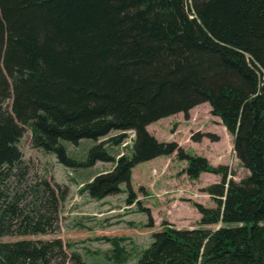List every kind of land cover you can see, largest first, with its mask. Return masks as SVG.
I'll use <instances>...</instances> for the list:
<instances>
[{"label": "trees", "instance_id": "1", "mask_svg": "<svg viewBox=\"0 0 264 264\" xmlns=\"http://www.w3.org/2000/svg\"><path fill=\"white\" fill-rule=\"evenodd\" d=\"M205 102L249 170L240 181L227 165L147 129L180 112L188 118ZM27 126L32 147L68 167L113 162L83 190L99 200L125 183L128 204L148 214L131 186L137 164L176 153L191 179L221 175L204 188L217 206L194 202L200 226L163 222L137 264H264V0H0V238L55 233L69 195L41 181L26 189L30 208L21 205L24 192L9 193L7 182L27 174L18 145ZM112 131L121 133L99 141ZM128 131L132 154L109 152L106 144ZM83 138L97 143L78 161L61 140ZM65 254L61 237L0 240V264H48ZM69 260L87 264L77 251Z\"/></svg>", "mask_w": 264, "mask_h": 264}, {"label": "rangeland", "instance_id": "2", "mask_svg": "<svg viewBox=\"0 0 264 264\" xmlns=\"http://www.w3.org/2000/svg\"><path fill=\"white\" fill-rule=\"evenodd\" d=\"M211 109L210 104L205 102L192 108L188 118L180 112L149 124L147 129L160 141H177L191 154L206 157L212 165H227L229 177L240 181L249 174V170L236 156L234 137L220 117L212 114ZM119 133L112 131L99 141ZM209 134L218 137L217 140H212ZM31 135V127L27 126L18 143L24 154L27 174L22 181L12 177L7 182L9 193L13 194L16 190L24 192L21 205L31 208L32 197L26 194L29 191L26 189L45 180L53 187L56 182L69 187V195L60 207L59 229L48 234L3 236L0 240H49L61 237L66 254L52 258L48 264H74L69 260L72 251L79 252L87 264H137L142 251L152 240V233L160 230L163 222L177 228L198 227L201 214L194 202L207 207L217 206L204 188L219 182L221 175L203 172L198 179H191L184 172L186 161L180 160L176 153L141 162L133 169L131 186L137 193L140 205L146 207L149 214L141 211L136 203L128 204L125 183L121 185L120 193L94 199L83 190V185L101 172L113 169L114 163L98 161L91 166L68 167L58 162L54 153L33 148ZM197 137L200 140H196ZM133 141L134 132L128 131V137L122 143L109 141L106 148L118 157L131 155ZM61 143L70 157L85 161L90 148L97 141L83 138L74 143L62 139ZM149 215L153 218V226H149ZM203 227L215 229L217 225Z\"/></svg>", "mask_w": 264, "mask_h": 264}]
</instances>
